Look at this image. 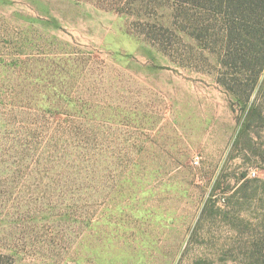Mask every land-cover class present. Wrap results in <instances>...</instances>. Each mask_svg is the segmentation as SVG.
Returning a JSON list of instances; mask_svg holds the SVG:
<instances>
[{
    "label": "rangeland",
    "instance_id": "obj_1",
    "mask_svg": "<svg viewBox=\"0 0 264 264\" xmlns=\"http://www.w3.org/2000/svg\"><path fill=\"white\" fill-rule=\"evenodd\" d=\"M188 10L0 0V264H264V94Z\"/></svg>",
    "mask_w": 264,
    "mask_h": 264
},
{
    "label": "trees",
    "instance_id": "obj_2",
    "mask_svg": "<svg viewBox=\"0 0 264 264\" xmlns=\"http://www.w3.org/2000/svg\"><path fill=\"white\" fill-rule=\"evenodd\" d=\"M166 1L188 6L183 15L195 26L193 35L218 55L223 74L217 82L245 112L240 123V132L245 133L250 121L260 116L252 95L257 91L264 94V79L260 82L264 72V0ZM116 12L136 15V9L127 14L121 9Z\"/></svg>",
    "mask_w": 264,
    "mask_h": 264
},
{
    "label": "built area",
    "instance_id": "obj_3",
    "mask_svg": "<svg viewBox=\"0 0 264 264\" xmlns=\"http://www.w3.org/2000/svg\"><path fill=\"white\" fill-rule=\"evenodd\" d=\"M194 164H195V165H197V164H198V161H197V159H195V161H194Z\"/></svg>",
    "mask_w": 264,
    "mask_h": 264
}]
</instances>
